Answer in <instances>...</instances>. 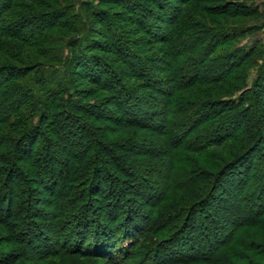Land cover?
I'll list each match as a JSON object with an SVG mask.
<instances>
[{"label": "trees", "instance_id": "16d2710c", "mask_svg": "<svg viewBox=\"0 0 264 264\" xmlns=\"http://www.w3.org/2000/svg\"><path fill=\"white\" fill-rule=\"evenodd\" d=\"M210 1L0 0L6 264L29 258L25 247L47 253L37 264H235L254 246L246 234L264 241V64L242 79L264 43L240 45L256 28L227 25L235 4ZM140 159L164 167L158 190ZM226 181L233 190L215 193ZM181 190L192 204L168 201ZM201 205L208 228L194 218ZM260 242L262 262L249 264H264Z\"/></svg>", "mask_w": 264, "mask_h": 264}, {"label": "rangeland", "instance_id": "374dc122", "mask_svg": "<svg viewBox=\"0 0 264 264\" xmlns=\"http://www.w3.org/2000/svg\"><path fill=\"white\" fill-rule=\"evenodd\" d=\"M43 1H47V0H43ZM222 1L229 2V6H231L230 4H232V5L235 4V6L237 7L236 8L237 10L235 11L236 13H235L234 17H230V18L227 17L226 18L227 25H233V26H236V27L237 26H240V27H243L244 26V28H246V27H248V28L249 27H255L256 28L255 31H252L250 33H247L244 37H241L238 40V42H240L239 44L240 45H244L245 47H249V46H251V44L253 42H256V41H260V43H264V0H220V1H218V0H211L208 5L209 6H211V5H217V3H220ZM61 5L64 6V7H69L70 8L71 7L70 6L71 5V0H68V1L62 0V4ZM106 8H108V6H106ZM230 8L234 9V6H232ZM243 9H245V10H247V9H254V10H256V13H252V14H248L247 13L246 14V13L243 12ZM220 18L221 17H216L217 20H219ZM89 25H90V27L92 26V32H94L92 34L95 35V37H100L99 33H102V29H101L100 24H96L95 21H92V20L89 19ZM213 27H217V25H214ZM137 37L140 38L142 36H137ZM138 49L143 50L144 48L141 47V48H138ZM144 54L145 55H148V56H151L154 53H144ZM263 64H264V57L261 58V59H258V60L255 59L254 62L250 63V66L249 67L247 66L245 68V70L243 72L242 79H244V81L246 82V84L248 86L251 85L253 79L256 77V73H257L258 66L259 65L261 66ZM119 67H121V66H119ZM261 77L264 78V73L261 74ZM82 87L88 88V87H90V84L87 83V82H84L82 84ZM0 102H1V100H0ZM263 104H264V102H263ZM151 105H152V102H151ZM138 138L142 142L143 141H148V140L155 141V138L153 136H151V135H149V136L148 135H144V136L143 135H139ZM75 143L76 144L74 145V149L77 151L78 150L77 148L80 146V142L79 141H76ZM263 147L264 146H262L261 148H263ZM263 151H264V149H263ZM77 153H80V150H78ZM256 158H257V155H256ZM257 160L258 159H256L255 162ZM140 163H141V166L140 167H142L143 169H145L146 174L148 173L147 174V176L149 178L148 182L150 181V183H152V185H154L156 187V190H158L159 188H161L162 185L165 184V181H167L164 178V173H165L164 167L163 166H155V165L149 164L148 162L144 161L143 159H140ZM255 169H257V167L256 168L255 167L253 168V170H255ZM142 174H144V173H142ZM62 183H63L62 182V177L60 176V179H58V184H57L58 186L56 188L57 189L58 188H61ZM145 185L146 184L141 183L140 186H142V188H143V187H145ZM69 188H70V185L69 186H66V188L64 190L65 191L66 190H69L70 193L75 190V188H73V190L72 189H69ZM225 188H227V191H229V192H231L233 190V189L231 190L230 184H228V182L226 181V183L223 182L221 184V187L219 189H217L215 191V193H217L218 195L221 196V194L224 193V192L222 193L221 190L224 189V191H225ZM146 190H147L148 193L152 194V196H153V190L151 191L148 188ZM183 192L184 191L181 190V191H179L180 195H178L177 194L178 192H177L174 196H170L168 201L172 204V203H174V200L175 199H178L177 201L179 203L177 202L176 203V206H180V207H184V206H188V205L192 204L193 203V200H195V194H193V193H190V194H185L184 193L183 194ZM229 192H227L225 194V196H224L225 198H228L230 195L233 194V192H232L229 195L228 194ZM39 197L42 198V199H44L45 198V195L40 194ZM132 197L137 198L136 195L135 196L132 195ZM156 198H158V197H156ZM70 199H71V197L66 202L65 201L63 202V209L65 210V213L68 212V211L70 212V210L68 208L69 207V204H70ZM137 199L140 200L138 202V204L142 203L143 206H146L147 207L146 208V212H147L148 215H153L156 212V210L151 205L152 202H147L146 203L141 198H137ZM46 200H47V198H46ZM173 206H175V204ZM213 208H214V206H213ZM214 210H216V208H214ZM91 211H92V209H91ZM45 212H46V207L43 206L42 207V211H40L41 218L43 219V222L45 223V224H43V226L46 227V228L48 226V228L50 230H49V235H47V236L48 237L50 236L49 237L50 240L52 239V241H54V243H55L56 236H55L53 230L51 229V225H48L47 224L48 222L50 223V218L45 214ZM201 212H203L202 205L197 208V211L194 214V218L197 221V224L205 225V227H206L207 224H210V221H209L210 220V218H209L210 214L207 213V215H204ZM219 212L220 211H218V213H216V214L219 215ZM213 216H216V215L214 214ZM102 217L105 220H108V217L106 216L105 213H103ZM138 218H140V217H138ZM64 219H66V217ZM208 226L206 228H208ZM198 230L201 231L202 230L201 227ZM51 234L52 235L54 234V235L52 236ZM245 234H246V232H245ZM251 234H253V233L246 234V236L248 237V240L249 241H252L254 243L253 248H249V249H247V247H246V249L243 248V247L237 248L238 250H240V255L241 256H239L240 259H235V257H231V261H233L235 264H249V260L248 259L255 260L256 262H262V260H260L261 253L257 249V244H259V242H260V241H257V240H258V238H259L260 235L262 236V234L260 232H258V234H254V237L253 238H252ZM193 235H195V234H192V236ZM208 235H210V230H208ZM44 241L45 240H43V242H41L42 243L41 244L42 246L45 245ZM260 244H261V247L262 246L264 247V241L263 242L261 241ZM6 245H7V242L4 241V232H3L2 228L0 227V264H6L5 261H4L5 255H6V251H7V246ZM55 245H56V243H55ZM46 247L47 246H45L44 248H46ZM38 249H34V248H31V247H29V248H26L25 247V251H26V254H27L26 256H28L29 258H20L18 260V263L17 264H37V263L41 262V260L40 261L39 260H35L36 257L38 255L44 256L47 253H45L44 251L38 252ZM254 255H255V257H254ZM61 256H63V255L60 254V255H57L56 256V258L58 259L56 261V263H58V261H59V263L61 262V260H62ZM257 258L259 259V261L257 260ZM70 260H73V259H70ZM13 261H14V258L12 260L9 259V258L7 259V263H13ZM52 263L53 262L51 261V264ZM56 263L54 262V264H56ZM77 263L78 264H95L94 262H92L90 260H86V261L80 260V261H77Z\"/></svg>", "mask_w": 264, "mask_h": 264}]
</instances>
